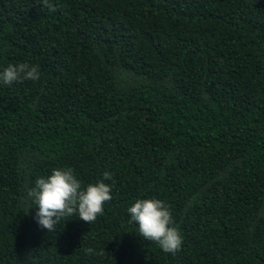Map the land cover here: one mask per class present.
<instances>
[{
    "label": "trees",
    "instance_id": "16d2710c",
    "mask_svg": "<svg viewBox=\"0 0 264 264\" xmlns=\"http://www.w3.org/2000/svg\"><path fill=\"white\" fill-rule=\"evenodd\" d=\"M48 3L0 0V71L40 73L0 82V264H264V0ZM65 168L112 198L49 232L28 191ZM152 198L174 254L130 222Z\"/></svg>",
    "mask_w": 264,
    "mask_h": 264
},
{
    "label": "clouds",
    "instance_id": "9594fccd",
    "mask_svg": "<svg viewBox=\"0 0 264 264\" xmlns=\"http://www.w3.org/2000/svg\"><path fill=\"white\" fill-rule=\"evenodd\" d=\"M50 10L54 6L44 0ZM39 69L28 63L9 65L0 71V82L9 84L21 80H38ZM104 179H111L108 172ZM111 186L103 181L88 184L81 188V182L75 177L71 168L53 169L47 178L36 179L35 187L29 189L28 195L34 198L38 211L36 221L39 226L54 232L56 225L65 217L77 215L88 225L103 214V205L111 200ZM130 222L138 225L139 235L146 240L156 242L162 251L172 253L179 251L182 236L175 226L169 206L159 199H137L128 209ZM65 221V220H64ZM92 249H89L91 252Z\"/></svg>",
    "mask_w": 264,
    "mask_h": 264
}]
</instances>
